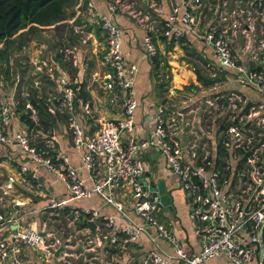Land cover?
<instances>
[{"label": "built area", "instance_id": "2783aa9c", "mask_svg": "<svg viewBox=\"0 0 264 264\" xmlns=\"http://www.w3.org/2000/svg\"><path fill=\"white\" fill-rule=\"evenodd\" d=\"M167 1L169 11L156 36L205 43L220 68L237 73L264 98L263 66L253 71L241 67L230 40L232 30L245 35L254 30L251 11L257 10L258 19L264 22V0ZM86 5L93 8L91 1ZM130 5L134 8L137 0H109L106 12L97 16L105 45L100 83L112 97L123 94L122 118L102 121L96 135L85 140L75 110L77 103L86 110L88 106L67 79H59L60 90L48 103L49 113L66 115L73 148L83 150L82 169L93 182L91 189L84 186L80 171L60 155L52 134L47 136L25 124L13 128L15 102L0 83V161L16 168L0 185V264H264L259 242L264 224V105L227 95L222 110H215L219 116L212 120L216 130L199 128L189 142L174 138L170 126L175 127V122L169 126L164 108L158 107L148 120L150 135L137 137L138 67L126 62L122 31L115 22L116 14ZM142 44L146 58L158 57L150 34ZM259 53L264 58V49ZM207 138H213L216 145L202 142ZM148 149L159 153L188 196V217L200 240L196 252H186L172 230L159 221L158 198H152L144 181L141 154ZM42 170L64 184L66 193L37 211L48 217L33 228L17 215L14 209L19 204L10 193L18 184L46 198L47 186L39 175ZM93 197L112 213L102 216L99 210L74 205Z\"/></svg>", "mask_w": 264, "mask_h": 264}, {"label": "crops", "instance_id": "0c3cea01", "mask_svg": "<svg viewBox=\"0 0 264 264\" xmlns=\"http://www.w3.org/2000/svg\"><path fill=\"white\" fill-rule=\"evenodd\" d=\"M87 1L92 2V9L87 7ZM108 2L109 0H76L74 8L72 7L75 15L66 21L68 23H65L70 24L73 29V37H70L67 42L71 46L67 45L64 52L57 55V60L52 61L49 58L53 54L49 44L37 38L38 34L41 37L45 35V32L39 29L31 31L33 34L29 36L27 45L15 46L13 39L22 33H27L30 27L19 31L11 38V44H8L7 49L14 50L8 52L7 66L11 80L7 93L15 102L13 106L15 117L12 123L14 129L24 125L21 120V111L18 110L19 86L34 83L39 93H44V97L31 94L30 98L26 93L20 94L25 98L22 106L25 110L31 111V118L38 125L37 112L30 103L32 100L43 101L48 107L50 97L60 90L59 79L61 78L67 79L77 94L81 91L79 98L88 106L86 110L77 103L75 110L76 119L85 140L96 135L102 121L122 118L123 94L117 92L113 95L115 97H112L100 83L105 72L101 65L105 45L97 23V16L106 12ZM141 4L147 5L148 10L141 9ZM129 7L116 14L115 22L122 31V50L126 62L138 67L135 83L137 110L134 130L137 137L146 139L150 135L152 124L148 120L155 116L158 107L164 108V118L169 126L170 123L173 125L172 120L175 122V127L170 126V132L175 133L174 138L189 142L192 132L198 131L199 128H203L205 132L210 129L211 131L216 130L212 124V120L219 118L215 116V110H222L224 97L227 95H240L250 103L264 105V98L255 88L243 83L244 80L237 73L227 72L220 68L212 49L205 43L194 39L190 42L166 41L156 36L161 19L169 11V1L137 0L134 8L132 5ZM133 11L136 13L134 14ZM150 29L155 32L152 33ZM148 34L153 38L158 51L159 68L157 71L154 70L152 60L146 58L143 52V38ZM230 34L233 53L238 58L237 63L247 71L262 68L261 66L264 68V58L259 53L258 39L254 40L251 34L245 35L233 30ZM72 38H74L73 41ZM2 58L0 59L4 60V55ZM35 75L42 76L45 83L35 80ZM48 77L51 78L49 81L51 86L46 84ZM49 114L54 120L52 128L46 132H44V127L38 126V129L47 136L53 135L60 155L68 159L72 168L80 171L84 186L91 189L93 182L82 169L83 150L76 151L73 148L72 130L66 115L58 111ZM202 142L209 144L210 147L216 145L213 138L203 139ZM141 157L145 163L144 178L147 181L153 180L155 183L163 181L166 194L171 199V210L160 207L159 221L172 230L178 243L186 252L198 251L200 240L196 237L192 222L188 217L189 202L179 190L176 176L172 174L157 151L148 149L141 154ZM15 172L14 164L6 160L0 161V185L3 184L8 174ZM39 175L40 181L47 186L46 198L37 197L29 189L18 184L14 192L10 193L19 204L14 210L17 215L23 216L25 224H29L32 219L31 215H36L38 222L41 220L42 214L37 211L48 204L43 201H58L66 193L65 185L56 181L52 175L43 170ZM77 202L80 200L74 203L75 207L99 210L102 216L112 213V210L108 209L98 197L81 200L76 205ZM9 211L12 212L11 209L6 210V212ZM32 212L36 213L26 216ZM36 224L37 222H33L29 225L35 228Z\"/></svg>", "mask_w": 264, "mask_h": 264}, {"label": "trees", "instance_id": "16d2710c", "mask_svg": "<svg viewBox=\"0 0 264 264\" xmlns=\"http://www.w3.org/2000/svg\"><path fill=\"white\" fill-rule=\"evenodd\" d=\"M76 0H0V44L6 43L19 31L36 26L49 27L58 24L65 18L66 10L73 7ZM9 42V41H8ZM4 52L0 51V58ZM154 70L159 68V60H152ZM81 97V91L78 92ZM32 108L37 112V123L31 118V111L18 107L21 111V120L29 128L40 131L38 126L44 127V132L52 128L54 120L43 101H31Z\"/></svg>", "mask_w": 264, "mask_h": 264}, {"label": "rangeland", "instance_id": "374dc122", "mask_svg": "<svg viewBox=\"0 0 264 264\" xmlns=\"http://www.w3.org/2000/svg\"><path fill=\"white\" fill-rule=\"evenodd\" d=\"M74 6H73V8H74ZM73 8L70 7L66 10L65 19H64L65 21L63 20V22H59L58 24L53 25V26H49V27L36 26V28H34V29H39L40 31L45 32V35H43L44 37L43 36L41 37L38 34L37 38L44 41V42L46 41L47 44H49V46L51 47L53 54L49 58L52 61H53V59L57 60V55L63 53L64 50L67 48V45L71 46L70 43H67V42L70 39V37H73V29H72L70 24H65V23H68L66 21H68L69 18H72L75 15ZM227 9H229V8H227ZM251 15H252L251 16V27L254 28V30H251V36L254 38V40L258 39V45H259L258 48L264 49L261 46V42L264 43V27H263L264 22H260V20L258 19L259 16H261V15L259 14V12L257 10L254 12L251 11ZM73 25H74V23H73ZM38 27H40V28H38ZM35 32H37V31H35ZM31 34H33V33L28 29L27 33H22L19 36L15 37L13 39L14 44H16L15 46L26 44L29 41V39H30L29 36H31ZM10 40L11 39H9L8 41H10ZM73 40H74V38H72V41ZM8 41L6 43L0 44V51L4 52V54H3L4 60H1L3 58L0 59V65L1 64L4 65V66L2 65L0 67V83L3 84L4 90L6 93L8 90L7 88H8L9 82L11 80L10 70L7 66V64L9 63L8 62V60H9L8 59V54H9L8 52H9V50H12V51L14 50V49H7L8 44H11V41L10 42H8ZM68 57H70V56H68ZM36 73L41 74L40 72H36ZM34 79L37 80L39 83H41V82L45 83V80L42 79V76H40V75L39 76L35 75ZM49 81H51V78L48 77L46 84L48 86H51V85H49L50 84ZM19 90H20V92L18 95V98H19V102H18L19 105L18 106H20V107H22L21 105H23L24 99H25L24 97H22L20 95L22 92L28 94L29 98L32 96L31 94H33V96H37V94H39V96L44 97V95H43L44 93H42V92L39 93V90L34 83H32V85L27 83L24 86H19ZM25 97H27V96H25ZM178 188L183 193L185 199H188V196L182 190V188H180V186ZM37 200L41 201V199H37ZM40 201H38V202H40ZM43 202L49 203L47 201H43ZM80 202H77L76 205H78ZM46 217H48V216H44V215L41 216V220L42 221L46 220ZM30 218H32V219L29 221V224H32L33 222H38L36 215H31Z\"/></svg>", "mask_w": 264, "mask_h": 264}, {"label": "water", "instance_id": "95a60500", "mask_svg": "<svg viewBox=\"0 0 264 264\" xmlns=\"http://www.w3.org/2000/svg\"><path fill=\"white\" fill-rule=\"evenodd\" d=\"M140 8L143 9L144 11L148 10V6L145 4H141ZM145 179V178H144ZM145 184L148 186V189L152 192V198L157 197L159 201L160 207L167 208L171 210L170 204H171V199L170 197L166 194V189H165V184L163 181H158L155 183L153 180L147 181L146 179L144 180ZM91 228H94L93 223H88ZM264 224L262 226V229L260 231V255L263 256L264 254V244L262 241V230H263ZM58 253H56L57 255Z\"/></svg>", "mask_w": 264, "mask_h": 264}]
</instances>
